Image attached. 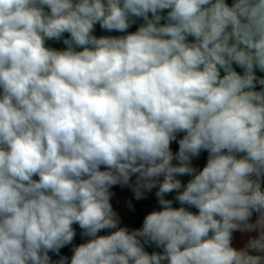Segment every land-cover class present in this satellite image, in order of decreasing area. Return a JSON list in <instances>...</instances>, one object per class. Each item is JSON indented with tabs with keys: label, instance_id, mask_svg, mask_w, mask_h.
<instances>
[{
	"label": "clouds",
	"instance_id": "9594fccd",
	"mask_svg": "<svg viewBox=\"0 0 264 264\" xmlns=\"http://www.w3.org/2000/svg\"><path fill=\"white\" fill-rule=\"evenodd\" d=\"M258 72L264 0H0V264H264Z\"/></svg>",
	"mask_w": 264,
	"mask_h": 264
},
{
	"label": "crops",
	"instance_id": "0c3cea01",
	"mask_svg": "<svg viewBox=\"0 0 264 264\" xmlns=\"http://www.w3.org/2000/svg\"><path fill=\"white\" fill-rule=\"evenodd\" d=\"M230 2H231V0H229V3ZM140 22L141 21H137V23L132 26L133 31L136 30V28L139 26ZM97 26L99 27V25H97ZM48 46L54 47L56 49H63L65 47L62 42H54V41H49ZM258 75H264V73L258 72ZM176 145H177L176 143H173L171 145L172 149ZM206 159H207V153L206 152L201 153L200 158L198 160H196V162L200 168H202L204 166V164L206 163ZM174 163H175V161H174ZM190 178L191 177H189V176L180 177V179L185 183ZM134 179L135 178L133 177V180ZM111 191L114 194L111 202L113 204L114 209L119 213V215L121 217V226H126L129 228V230L140 228L141 226L138 225V215L146 204V200L149 196L148 193L145 194V198H143L141 200H136L134 192L129 187L121 188L120 186H114L111 189ZM174 195H175V193L169 194L166 198L171 199ZM173 206L179 207L180 205L178 203L174 202ZM158 209H159V205L156 201L155 203H153L150 206L147 213H149L153 210H158ZM191 210L196 211L195 209H191ZM255 219H256V215L254 214L252 217V220L254 221ZM74 227H76V229H77V236H76L75 240L73 241V244H79V243L83 242L80 238V235H79L80 229L78 226H74ZM101 234H106V233H101ZM255 235H256L255 232H253V233H241V232L237 231L233 234V246L236 248H241L244 246V244L247 242V240L250 236H255ZM71 249H72V245H69V246L61 249L60 255H65V256H68L70 258L72 255ZM153 250L160 251V249H155L154 246L152 248H148V251H153ZM49 255H50L51 260L55 264V262L58 261L59 256L54 254V253H49Z\"/></svg>",
	"mask_w": 264,
	"mask_h": 264
},
{
	"label": "trees",
	"instance_id": "16d2710c",
	"mask_svg": "<svg viewBox=\"0 0 264 264\" xmlns=\"http://www.w3.org/2000/svg\"><path fill=\"white\" fill-rule=\"evenodd\" d=\"M129 31H133L132 27L129 29ZM95 35L97 36H101V35H120V33H107V32H104L102 29H100V27L96 26L95 28V32H94ZM237 71H241L239 68L236 69ZM178 150V145H176L174 148H173V151H177ZM193 166L195 167H198V164L196 162V160L193 161ZM157 201L156 197H155V193L152 194V195H149L147 200H146V204L144 206V208L140 211L139 215H138V225L139 226H142V222H143V218L144 216L146 215V213L148 212L150 206L155 203Z\"/></svg>",
	"mask_w": 264,
	"mask_h": 264
},
{
	"label": "built area",
	"instance_id": "2783aa9c",
	"mask_svg": "<svg viewBox=\"0 0 264 264\" xmlns=\"http://www.w3.org/2000/svg\"><path fill=\"white\" fill-rule=\"evenodd\" d=\"M155 191H156V190H155V189H153V190H152V192L148 193V195H152V194H154V193H155Z\"/></svg>",
	"mask_w": 264,
	"mask_h": 264
}]
</instances>
